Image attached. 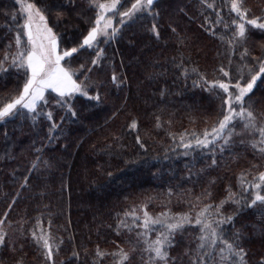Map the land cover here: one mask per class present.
Returning a JSON list of instances; mask_svg holds the SVG:
<instances>
[{"label": "trees", "instance_id": "obj_1", "mask_svg": "<svg viewBox=\"0 0 264 264\" xmlns=\"http://www.w3.org/2000/svg\"><path fill=\"white\" fill-rule=\"evenodd\" d=\"M34 2L47 16L60 50L78 48L62 63L75 72L74 78L89 95L71 97L75 116L55 103L59 94L47 91V104L38 105L35 119L21 109L0 120V227L6 233L0 264H113L111 255L120 248L131 252L126 264H145L143 245L136 243L140 227L132 224V217H125L135 205L146 203L175 213L200 202L219 203L229 190L236 199L251 198L256 189L243 190L241 173L258 168L243 176V187L258 182L264 155L244 140L245 133L237 134L238 141L226 147L214 143L185 149L179 138L185 132L199 134L222 118L223 90L205 84L199 74L208 80L227 79L220 72L223 66L234 83L242 66L259 70L264 29L246 20L264 18V0H243L246 20L231 10V0H156L151 13L137 14L123 24L117 16L114 38L101 35L92 47L82 48L83 37L98 15L94 0ZM132 2L122 0L120 10ZM209 21L215 24L213 31L208 30ZM240 22L245 23V37L230 43ZM22 23L18 2L0 0V58L5 51L16 52L15 33ZM21 39L23 47L26 35L22 33ZM245 48L248 52L242 57ZM100 49L103 57L99 65H92ZM181 61L187 75L179 67ZM25 72L12 67L0 72V106L19 94ZM244 72L247 76L246 67ZM258 80L246 100L251 110L262 114L264 75ZM97 91L99 101L91 99ZM49 110L58 125L53 131L44 115ZM37 157L40 164L33 169ZM260 191L264 195V188ZM222 211L238 213L224 231L229 239L237 230L242 233L245 264H261L264 204L241 208L229 201ZM37 220L53 236L50 260L31 235L33 229L39 233ZM121 220L130 227L118 229ZM197 236L198 226H184L170 247L177 258L171 264H190L185 249L195 248ZM97 249L105 255H98Z\"/></svg>", "mask_w": 264, "mask_h": 264}, {"label": "snow or ice", "instance_id": "obj_2", "mask_svg": "<svg viewBox=\"0 0 264 264\" xmlns=\"http://www.w3.org/2000/svg\"><path fill=\"white\" fill-rule=\"evenodd\" d=\"M17 2L19 3V11L23 19V23L20 25L21 30L15 33L17 49L15 53H9L8 51L3 53L2 58H0V72H6L8 67L23 68L26 70V80L19 94L7 103H4L3 106H0V120L17 114L21 109H27L32 113L33 119H35L39 111L38 105L41 102L45 106L47 104L44 95L47 89H52L58 93L59 97L55 103L63 107L67 112H70L72 116H75L76 113L72 107L71 97L76 93H81L84 96H88L89 93L86 91L85 85L77 82L74 78L75 72L71 68L65 67L61 61L65 57L70 58L74 53H77L78 48L73 47L58 51L57 35L48 25V18L41 8L37 6L34 0H17ZM155 2L156 0H133L131 6L124 11H118L117 6L120 0H102V2L96 3L95 6L99 9V13L95 20V26L83 37L82 44L79 47H92L93 42L97 41V37L101 35L109 39L116 36L117 28L113 26L112 16L106 15L110 11H118L121 18L120 23L123 24L126 19H131L137 14L151 13ZM207 2L208 0H204V3ZM230 7L242 20H246L248 9L243 6V0H231ZM14 18L15 16L13 15ZM217 22H219V17H217ZM246 22L253 27L264 29V18H252L251 20H246ZM233 23L236 24V21H233ZM209 25L208 30L213 31L215 24L209 21ZM224 27L227 28L228 25L225 24ZM109 29H111L110 32ZM237 29L233 34L234 39L230 43H233L236 38L243 39L245 37V23H238ZM153 31L159 36L155 24H153ZM22 33L27 37V43L23 47L20 46L22 43ZM8 47H11V44ZM247 52L248 49L245 48L241 56L243 57ZM102 57L103 49H100L96 54V58L92 59V65H99ZM80 67L83 68L84 66L81 65ZM179 67L183 69L185 75L188 74L189 70L183 64V61L180 62ZM245 67L247 69V76H245L244 72ZM192 71L197 72L198 70L193 68ZM220 72L227 79L208 80L203 74L199 75L205 84L223 90L222 118L214 122L210 128H205L199 134L185 132L179 138L180 146L190 149L213 146L214 143H220L226 147L230 143L234 133L231 125L237 118H240L244 121V128L246 130H256L259 132V140H252L251 143L253 146L260 145L259 151L264 153V121L261 122V126L257 129L256 116L250 110V107H245L247 103L246 98L253 92L258 78L264 75V60H259L258 71L252 65H244L238 69V78L235 79L234 83L229 71L223 66L220 67ZM117 79L116 73L113 72L112 80L116 82ZM91 99L99 101V91ZM44 115L50 121V131L57 129L58 125L53 119L52 111L49 110ZM261 115H264V113ZM131 126H136L135 120ZM186 137L191 138L186 140ZM137 139L139 140V137ZM173 139L175 140L176 137L173 136ZM141 146L143 147V145ZM213 163H215V160H213ZM39 164L40 158L37 157L33 161V169L39 167ZM244 175L246 173H241V187L243 190L247 192L248 189H256L250 199L244 197L236 199V194L229 190V195L224 200H221L219 203L204 204L195 211L194 215L191 211L175 214L165 211L159 213L156 217H152L148 213L146 206L142 205L143 231L137 233L140 239L136 243L142 242L144 244L141 252L148 254L147 264H169L170 261L175 262L177 258L170 256L169 252L170 247L175 244V235L177 231H182L185 225L192 224L199 226L200 234L196 237L198 243L195 248L185 249V254L190 256V264H244L246 252L240 246L242 233L237 230L232 233V239H229L228 234L224 231L226 224H234V217L238 213L234 212L225 215L222 211L223 206L229 201L240 205L241 208L255 206L258 202L264 204V195L260 191L264 188V171L257 174L258 182L249 183L246 188L243 187L245 184L243 180ZM25 183H27V177L25 178ZM200 199L201 197H196L197 201ZM192 207L195 208L196 205ZM6 215L7 213H5ZM129 216L133 218V225L139 227V225L135 224L137 219H141L137 216V213L135 211L125 213V217ZM48 223L51 225V221ZM2 224L3 220H0V225ZM37 225L39 226V233L33 229L31 235L43 249L44 255L50 260L54 251L53 236L50 230L47 232L44 230L39 220H37ZM120 226L125 228L130 227L124 220L120 221L117 226L118 229ZM153 226H159L163 229V231L157 233L155 239L150 238ZM5 236L4 229L0 227V245L5 244ZM58 247L59 245L57 244V250ZM131 251L135 252L136 248L133 247ZM97 252L101 257L105 255L99 249H97ZM130 256L131 252L125 251L123 248L119 249L120 264H126ZM261 264H264V258L261 259Z\"/></svg>", "mask_w": 264, "mask_h": 264}, {"label": "rangeland", "instance_id": "obj_3", "mask_svg": "<svg viewBox=\"0 0 264 264\" xmlns=\"http://www.w3.org/2000/svg\"><path fill=\"white\" fill-rule=\"evenodd\" d=\"M17 1V0H16ZM99 2H102V1H100V0H95V2H94V5H96V3H99ZM19 4V3H18ZM121 5H122V0H120V3L118 4V11H121L120 10V7H121ZM97 10H98V13H99V9L97 8ZM118 11H116V10H112V11H110L109 13H107L106 15H111L112 16V23H113V26L115 27V20H116V18H117V16H119L118 15ZM126 20H129V19H126ZM111 31V29H109V32ZM100 36H98L97 38H99ZM27 38V37H26ZM94 43V42H93ZM58 51H61L60 50V48H59V42H58ZM66 58V57H65ZM64 58V59H65ZM63 62V60L61 61V63ZM63 64V63H62ZM259 79V78H258ZM258 81L259 80H257V83H258ZM257 83H256V85H255V87L257 86ZM255 87H254V89H255ZM47 91H53V92H55L54 90H52V89H47L46 91H45V94H46V92ZM56 93V92H55ZM44 94V95H45ZM58 94V93H57ZM251 102L250 101H248L246 104H248V106L247 107H250L251 106V104H250ZM245 104V105H246ZM251 110V109H250ZM253 111V110H252ZM253 113H254V115L256 116V128L258 129L260 126H261V122L262 121H264V115H261L260 113H258V111H257V109L255 110V111H253ZM231 127L234 129V133H233V135H232V137H231V141H230V143H228V145H231V144H233V143H236L238 140L235 138V136H237V134H239V133H245L244 134V136H246V137H244V140L245 141H247V140H249V142H251L252 140H259V132L258 131H256V130H246L245 128H244V121H242L240 118H237L233 123H232V125H231ZM252 134V136H250ZM243 139V138H242ZM242 139H239V141L240 140H242ZM251 139V140H250ZM241 143H243V142H241ZM218 144H220V143H218ZM251 145H252V143H251ZM252 147L257 151V152H260L259 151V148L261 147L260 145H258V146H253L252 145ZM261 153V152H260ZM263 155H264V153H262ZM263 163H264V161H263ZM260 167V166H259ZM257 169L258 168H256V169H254L253 171H250V172H248L249 174H246V175H251L252 173H256L257 172ZM264 169V168H263ZM264 171V170H263ZM252 172V173H251ZM244 177H245V175H244ZM249 183H256V181L254 180V181H250ZM204 204H209V203H204V202H200V204L198 205H196V207L195 208H185V210H184V212H190L191 211V213L194 215L195 214V211H197L200 207H202ZM146 206V208H147V211H148V213L152 216V217H156L159 213H162V212H165V211H168V210H160V208L159 207H157V209H152L148 204H146V203H139V204H137V205H135V207L133 208V210H132V212L133 211H135L136 213H137V216L138 217H140L141 219H137L136 221H135V223H137L138 225H139V227H140V232L141 231H143V228H142V216H143V209H142V207L141 206ZM168 212H170V213H173V212H171V211H168ZM175 213H183V212H175ZM175 213H173V214H175ZM133 224V223H132ZM197 226V225H196ZM199 227V226H198ZM184 229V228H183ZM161 231H163V229L162 228H160L159 226H153L152 228H151V232H150V238L151 239H155V237H156V235H157V233L158 232H161ZM183 231V230H182ZM181 231H177V233H176V235H175V241H176V238L178 237V234L180 233ZM199 234H200V230H199ZM137 239H140L138 236H137ZM142 245H143V248H144V244L142 243V242H140ZM126 251V250H125ZM169 252H170V256H172V257H175V254H173L172 253V251H171V249H169ZM141 256H142V259H143V261L145 262V264H147V262H148V254L147 253H142L141 252ZM111 258H112V262H113V264H120V261H119V251H117L115 254H112L111 255ZM130 258H131V256H130ZM130 260V259H129ZM128 260V261H129ZM171 262L172 261H170L169 262V264H171ZM244 264H245V262H244Z\"/></svg>", "mask_w": 264, "mask_h": 264}]
</instances>
